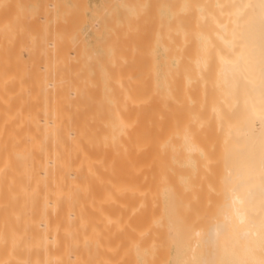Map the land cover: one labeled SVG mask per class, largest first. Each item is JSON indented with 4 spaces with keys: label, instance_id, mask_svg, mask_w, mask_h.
Listing matches in <instances>:
<instances>
[{
    "label": "bare ground",
    "instance_id": "obj_1",
    "mask_svg": "<svg viewBox=\"0 0 264 264\" xmlns=\"http://www.w3.org/2000/svg\"><path fill=\"white\" fill-rule=\"evenodd\" d=\"M22 1L0 0V264H185L201 240L215 261L220 238L264 264V0H170L162 67L97 62L61 0ZM215 116L223 202L200 225Z\"/></svg>",
    "mask_w": 264,
    "mask_h": 264
},
{
    "label": "rangeland",
    "instance_id": "obj_2",
    "mask_svg": "<svg viewBox=\"0 0 264 264\" xmlns=\"http://www.w3.org/2000/svg\"><path fill=\"white\" fill-rule=\"evenodd\" d=\"M23 1H22V3H23ZM27 1H24V3L26 2L25 10H27V11L29 10L28 12L32 11L31 14L33 17L35 15H36V17H39V15H40L39 13L42 12V10H41L42 8H38V6L42 7L43 5H47V4H43V3L48 2V0H46V1L41 0V2H43V3L39 2L40 0H34V1L27 0ZM51 1L52 0H49L50 4L48 2V5H50L52 7ZM58 1L59 0H56V2H55V5H57V6H53V8H55V9L52 13L53 14L55 13L54 14L55 18H56V16L58 17V14H59L60 15L59 16L60 18L58 17L59 20H61V22L64 21V23L66 22V24L68 22V24H69L72 22L66 21L67 18L70 15H72L73 17L72 16L69 17V19L71 20L72 18H74L75 15H77L75 17L76 19L74 18L72 20L74 22L73 24H75V22H76L75 26L77 25L76 26V27H78L77 30H79L78 35L82 36L80 41H82L83 43L82 42L79 43L78 39L75 41H78L77 43H79L83 46L85 44V49L87 48L86 51L89 50V51H87V53L92 54L95 61L100 62V61L105 59V56H106L105 53H107V47L119 46L121 48L125 47V49L123 50V55H124V58H128V60H131L132 59L131 57L137 55L139 58V60H137V61L141 60V63H143L144 67L152 66V65L153 66L157 65L159 67H162V60H163V47L162 46L164 43L163 40H165L164 38H165V34H166L165 31L166 30L165 31L164 30L160 31V30L162 29V27H164V29H165V27L168 26V25L166 26V24H168L167 19L169 18L168 12H169L170 0H165V1L154 0V3H153V0H80V1L79 0H63V2L61 0L59 2L61 3L60 6L63 4V8H62V6L61 7L59 6ZM111 1H113V2L111 3ZM39 3H41L43 5L40 6ZM53 3H54V0H53ZM109 3H111V4H109ZM151 3H153L154 5ZM36 4H39V5H36ZM150 5H152V7L154 6L153 8L155 10H152L153 8ZM107 6H110V8H108ZM24 7H25V4H24ZM43 7H45V6H43ZM57 7L62 8L61 12L58 13V11H60V10H57ZM136 8H138V10ZM215 8H214V10L217 11V8L216 9ZM38 11H39V13H37ZM45 11H46V9H45ZM51 11H52V9L50 8L49 10H47L44 13L42 12L41 14L45 15V13H46V15H48L50 13L49 16H52ZM150 11L152 13H150ZM153 11H154V13H153ZM34 12H36V13H34ZM138 12H139V14H138ZM143 12H144V16H142L143 14H141ZM37 14H39V15L37 16ZM65 16H68V17H66V20H64ZM140 16L142 17V19H140L141 18ZM62 17H63V19H62ZM150 17H152V18L150 19ZM155 19H157V20H155ZM136 20H138V21L136 22ZM141 20L144 22H142ZM146 21L148 24L146 23ZM109 22H112L113 24L109 23ZM64 23H63V25H65ZM93 23L95 25H93ZM150 23L152 26L150 25ZM142 24L144 25L143 29H141ZM156 24H157V26L155 27ZM61 25H62V23H61ZM136 25H137V27H136ZM145 25L147 26V28L149 27L150 29H146ZM65 27H67V26L65 25ZM153 28H154V30H152ZM98 29H99V31H98ZM116 29L119 31L117 32ZM145 29H146V32H148V34L145 32V35H144ZM128 30H129V32H128ZM137 32L139 33V35ZM141 33H142V36L140 35ZM135 35H138L137 37H139V38H137ZM148 35H150V36L148 37ZM79 36L77 38H80ZM120 36L123 37V39H125V40H121ZM134 36H135V39H134ZM145 36H146V38H145ZM151 36H154V38ZM126 37H127V39H126ZM118 38H120L119 41H118ZM128 38H129L130 42H127ZM148 38H150V39H148ZM105 39L107 41L108 40H110V41L107 42ZM133 39H134V41H133ZM138 39H140L141 41H139ZM146 39H148V40H146ZM143 40H145V41H143ZM113 42H116L118 45H116V43H113ZM133 42H135L134 45H133ZM136 42H138V43H136ZM77 43H76V45H77ZM122 43H124V44H122ZM144 43L146 46L144 45ZM104 44H105V46H104ZM142 46L145 49L141 48ZM135 49H136L137 53L134 51ZM124 51H126L127 54L124 53ZM138 51H140L141 54ZM139 55L141 57H139ZM137 56L133 57L134 60H136L135 58ZM148 56H150V57H148ZM145 63H146V65H145ZM213 79H214V72H213V70H209L208 75H207V79H206L207 82L204 84L205 85L204 87H202L201 81H196L192 84H194V86H196L197 92L200 91V92H205L208 94H212V93L215 94V93L219 92V89H217L215 86L212 85ZM214 118H215V120H214L212 129H211V133H212V136L215 138V142H216V144H215V155L216 156H215V159L212 163L211 171L205 169V183L202 186V188L200 189L201 199H200L199 205L201 206V208L204 211V215L198 219V222H199L198 224H200V225L209 224L210 221L212 220L211 216L214 215L218 211V209L220 208V206L222 205V202H223L222 197L224 194L223 177H224V171H225L224 170L225 159L223 157L222 151H223V146H224L225 142L227 141L228 135H226L225 130L223 128L224 122L221 123L223 125V126H221L217 117L215 116ZM192 233L193 232H190L189 236L190 235L194 236V234H192ZM219 242H220L222 247L217 251V258L215 261H213L211 259L212 255H213L211 248L207 249L205 242L201 240L200 246H197L195 250L191 251V253L189 254V257H188L189 259L187 262H185V264H235L234 262H235V259L237 260V258H238L237 256H238V252H240V249H236L234 244H230V245L223 244L224 240L221 238L219 239ZM208 246H210L209 243H208ZM181 251H182L181 255L183 256V254L185 253V250H181ZM203 255L205 257V260H203V258H202Z\"/></svg>",
    "mask_w": 264,
    "mask_h": 264
}]
</instances>
